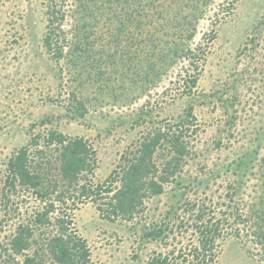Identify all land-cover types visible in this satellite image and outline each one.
Segmentation results:
<instances>
[{
    "label": "rangeland",
    "instance_id": "374dc122",
    "mask_svg": "<svg viewBox=\"0 0 264 264\" xmlns=\"http://www.w3.org/2000/svg\"><path fill=\"white\" fill-rule=\"evenodd\" d=\"M74 1L0 0V264H25L23 255L5 248L19 223L34 228L44 203L31 190L5 187L8 159L33 136L40 135L43 144L52 130L68 138L81 137L94 151L96 166L85 184L95 193L60 205L86 241L88 264H142L156 253L189 248L196 235L177 224L189 214L184 201L204 206L214 220L223 219L214 264H264V252L252 235L254 228L264 229V0L198 2L204 9L195 23V37L187 41L186 30L175 36L184 35L178 43L200 44L204 58L196 68L188 59L181 60L166 73H160L164 56L157 59L158 45L153 50L144 39L153 20L142 18L140 32L113 42L106 7L86 0L88 9L82 14V5ZM167 2L170 9L181 7V20L190 19L189 11L197 3L166 0L156 10ZM53 7L59 10L58 17L64 14L60 29L68 45L62 52L76 42L81 45L83 35L90 32L87 55L81 51L75 59L56 60L45 49L42 39ZM152 64L158 70L148 71ZM189 76L196 80L186 91L183 81ZM155 81L158 84L147 87L142 96L144 83L146 87ZM72 92L83 102V116L73 111L78 105ZM170 126H183L188 141L181 172L184 185L177 190L172 183L165 184L164 192L146 199L143 212L130 220L107 217L104 188L111 177L147 133ZM161 147L153 158L158 165L165 153ZM246 154L255 159L241 172L234 162L241 156L248 161ZM231 184L237 189L232 200ZM171 207L177 215L169 216V236L144 241V225L159 223ZM239 213L250 219L239 221ZM51 227L34 228L25 253L34 255ZM42 253V261L34 264H57L46 250Z\"/></svg>",
    "mask_w": 264,
    "mask_h": 264
},
{
    "label": "trees",
    "instance_id": "16d2710c",
    "mask_svg": "<svg viewBox=\"0 0 264 264\" xmlns=\"http://www.w3.org/2000/svg\"><path fill=\"white\" fill-rule=\"evenodd\" d=\"M75 1L82 5L83 8L80 13L84 14L88 9L87 1L90 2V0H85V2L83 0ZM91 1L98 2L97 8L106 7L108 10L106 25L109 27L110 40H113V42H118L121 39L120 37L126 34L140 32L142 18L150 22L153 20L152 27L147 29L148 36H145L144 39L148 40L153 50L158 45L157 51H161V54L157 56V59L164 56L161 64L162 68L160 66L162 72L160 71V73H166L168 68L184 59L189 60L188 64L192 68H196L203 60L205 49L200 44L192 47L190 42L178 43V39L184 35L175 36V33L180 31L182 33L183 30H186L185 37L187 41L195 37V23L197 19L201 18V12L204 9L198 4L200 2L206 4L207 0H194L197 3L192 5L189 11L190 19L188 20L187 18H184V20L179 18L181 7L176 10L170 9V6L167 5L170 4L168 2L161 10L157 11V5L163 4L166 0ZM58 11L54 7L50 10L51 17L42 39L45 49L52 53V57L56 60L61 57L64 59L66 56L68 60L75 59L74 57H79L77 52L81 51L82 54L87 55L88 46H90L88 41L90 32L83 35L81 45L74 41L73 46H68V52H62L64 46L68 44L65 42L64 31L60 29L64 14L61 13L58 17ZM56 20H58V24H55ZM145 20L144 22L147 21ZM165 28L169 29L170 32L168 31L164 35L162 32L165 31ZM164 45L166 47H163ZM196 50L198 52H195ZM151 53L154 52L151 51ZM74 62L72 63L74 64ZM163 66H166V68ZM152 69L154 71L157 69L155 64L148 65V71H152ZM160 77L155 80H160ZM189 77V79H184V81L187 80L186 82L183 81L186 91L191 90L196 80L195 77ZM157 81L150 82L146 87L144 83L143 89H140V94L143 96V90L147 87L156 86ZM136 86L137 83L134 84V87ZM140 94L136 97H140ZM71 98L78 105L73 111L76 112L77 116H83L86 110L83 102L76 100L77 97L73 92ZM39 136H33L27 145L20 147L8 159L4 185L10 190H15L17 186L24 190H31L37 198L44 202L41 211L35 215L33 220L35 223L34 228L50 225L53 230L51 229L52 231L47 233V237L44 238L43 243L38 245L34 255H29L25 253V250L30 247L34 228L19 223L16 226L14 235L10 238L9 247L5 250H11L12 254L15 255H23L25 264L41 262L43 250H46V254L57 264H88L90 251L86 241L76 233L75 228L71 226V220L68 219V214L60 209V205H66L72 198L89 196L95 193L93 189L88 188L85 184L88 175L92 173L96 166L94 151L87 141L81 137L68 138L62 133L52 130L44 137L45 142L42 144L38 141ZM187 144L188 141L183 136V126L159 128L147 133L140 141L132 157L127 159L122 166L120 165V170L111 177L109 184L104 188L108 198L105 201L107 203L106 208H108L106 216L130 220L135 215L143 212L146 199L164 192L165 184L172 183V189L180 190L184 185L181 172L185 157L189 152ZM160 145H162L161 150H165L161 159L162 165L156 164L153 159L157 147H160ZM246 155L250 156L248 161L244 156H241L234 162L237 167L241 168V172L245 171L248 163L255 159L252 154ZM232 164L230 163V166ZM230 188L232 192L230 199L232 200V195L237 193V189L233 184L230 185ZM76 192L78 193L76 194ZM5 196L8 195L5 194ZM174 196H176V192ZM182 196L184 195H181L180 198ZM177 202H181L180 199ZM183 206L189 214L184 219L183 217L178 219L177 224L186 231L190 228L191 233L196 235V241L189 248L180 247L177 252L171 249L167 252L156 253L142 264L215 263L214 259L218 247L217 239L222 234L223 219L222 222L221 219L214 220L213 217L209 216V212L206 211L204 206L196 203L184 201ZM172 212L177 215V209L173 210V207H171L162 221L151 223L147 227L144 225L141 238L147 242L149 240L163 241L164 238H167L172 232V226L169 223V216ZM242 216V213L236 215L237 219L242 222L250 219V216ZM252 235L264 252V229L256 227L252 230ZM177 259H181V261L179 262Z\"/></svg>",
    "mask_w": 264,
    "mask_h": 264
}]
</instances>
